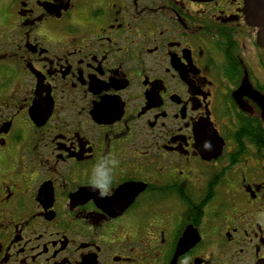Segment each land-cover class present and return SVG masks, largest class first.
Here are the masks:
<instances>
[{
	"label": "flooded vegetation",
	"instance_id": "flooded-vegetation-1",
	"mask_svg": "<svg viewBox=\"0 0 264 264\" xmlns=\"http://www.w3.org/2000/svg\"><path fill=\"white\" fill-rule=\"evenodd\" d=\"M243 9L0 0V264L264 263Z\"/></svg>",
	"mask_w": 264,
	"mask_h": 264
},
{
	"label": "water",
	"instance_id": "water-1",
	"mask_svg": "<svg viewBox=\"0 0 264 264\" xmlns=\"http://www.w3.org/2000/svg\"><path fill=\"white\" fill-rule=\"evenodd\" d=\"M243 14L246 23L257 29V43L264 48V0H244Z\"/></svg>",
	"mask_w": 264,
	"mask_h": 264
},
{
	"label": "clouds",
	"instance_id": "clouds-1",
	"mask_svg": "<svg viewBox=\"0 0 264 264\" xmlns=\"http://www.w3.org/2000/svg\"><path fill=\"white\" fill-rule=\"evenodd\" d=\"M113 163H115V162H113Z\"/></svg>",
	"mask_w": 264,
	"mask_h": 264
}]
</instances>
